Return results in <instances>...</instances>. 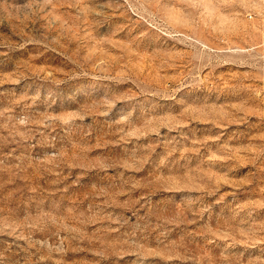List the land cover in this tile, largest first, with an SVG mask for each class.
<instances>
[{
  "label": "rangeland",
  "instance_id": "374dc122",
  "mask_svg": "<svg viewBox=\"0 0 264 264\" xmlns=\"http://www.w3.org/2000/svg\"><path fill=\"white\" fill-rule=\"evenodd\" d=\"M264 0H0V264H264Z\"/></svg>",
  "mask_w": 264,
  "mask_h": 264
},
{
  "label": "built area",
  "instance_id": "2783aa9c",
  "mask_svg": "<svg viewBox=\"0 0 264 264\" xmlns=\"http://www.w3.org/2000/svg\"><path fill=\"white\" fill-rule=\"evenodd\" d=\"M262 42L264 43V33L262 34Z\"/></svg>",
  "mask_w": 264,
  "mask_h": 264
}]
</instances>
